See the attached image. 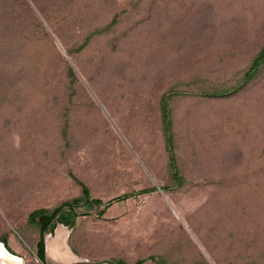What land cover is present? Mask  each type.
Here are the masks:
<instances>
[{
    "label": "rangeland",
    "instance_id": "obj_1",
    "mask_svg": "<svg viewBox=\"0 0 264 264\" xmlns=\"http://www.w3.org/2000/svg\"><path fill=\"white\" fill-rule=\"evenodd\" d=\"M263 46L264 0H0L9 251L70 202L54 264H264Z\"/></svg>",
    "mask_w": 264,
    "mask_h": 264
},
{
    "label": "trees",
    "instance_id": "obj_2",
    "mask_svg": "<svg viewBox=\"0 0 264 264\" xmlns=\"http://www.w3.org/2000/svg\"><path fill=\"white\" fill-rule=\"evenodd\" d=\"M264 60V46L262 47V49L260 50L257 58L255 59V62L254 63H260ZM169 159H170V164H171V167L173 169V174L176 178H179V173H178V167H177V164H176V159H175V156H174V153H173V150L171 147H169ZM157 189L156 187H153L152 190H155ZM82 192H83V195L85 197V200L88 202V203H97V204H100L102 203V200L101 199H94V198H91L90 197V193H89V189L88 187L85 185V184H82ZM120 198V197H118ZM116 198L114 199H111L110 202H112L113 200H115ZM46 210L45 209H38V210H35L33 212L30 213L29 215V220L35 222L36 220V217L45 213ZM75 213L72 211V210H61L58 215L56 216V218L66 224V225H71L74 220H75ZM0 241H3L5 246L10 250V247L8 245V241L6 238L4 237H1L0 236ZM141 262H143V260H139L137 261L135 264H140ZM124 264V263H122Z\"/></svg>",
    "mask_w": 264,
    "mask_h": 264
},
{
    "label": "water",
    "instance_id": "obj_3",
    "mask_svg": "<svg viewBox=\"0 0 264 264\" xmlns=\"http://www.w3.org/2000/svg\"><path fill=\"white\" fill-rule=\"evenodd\" d=\"M72 205L73 204L70 202H64V203L60 204L59 206L55 207L50 213H44L40 216V219H39V221H40V233H39V240L37 241V244H36V246H37L36 256L39 259V262L37 264H54L47 257V238L48 237L45 234V230H46L47 225L58 215V213L63 209V207H65V206L72 207ZM62 226H64V225H62ZM56 233H57V231H56ZM0 242L3 245H5L3 241H0ZM7 250L9 251L8 248H7ZM75 259H76V257L73 258L72 260H75ZM72 260H70V261H72ZM79 264H115V263H109V262L90 263L87 259H82L81 263H79Z\"/></svg>",
    "mask_w": 264,
    "mask_h": 264
},
{
    "label": "bare ground",
    "instance_id": "obj_4",
    "mask_svg": "<svg viewBox=\"0 0 264 264\" xmlns=\"http://www.w3.org/2000/svg\"><path fill=\"white\" fill-rule=\"evenodd\" d=\"M67 229L64 226H60L57 231V239L61 242V248L58 251H62L67 254L70 258H75L72 254L65 241L68 236ZM54 248H56L54 246ZM57 249V248H56ZM68 258V257H67ZM0 264H24L23 258L19 255H15L7 250L5 245L0 242Z\"/></svg>",
    "mask_w": 264,
    "mask_h": 264
},
{
    "label": "crops",
    "instance_id": "obj_5",
    "mask_svg": "<svg viewBox=\"0 0 264 264\" xmlns=\"http://www.w3.org/2000/svg\"><path fill=\"white\" fill-rule=\"evenodd\" d=\"M58 231V230H57ZM56 237H58V236H56ZM56 240L58 241V243H59V245L58 246H56L55 245V247L57 248H54L53 247V250H52V253L55 255V256H60L61 254H63V256L66 258V260H72V258H70L67 254H65L64 252H62V251H58L60 248H61V242L56 238ZM66 243V242H65ZM67 245V244H66ZM69 248V247H68ZM73 254V253H72ZM68 257V258H67Z\"/></svg>",
    "mask_w": 264,
    "mask_h": 264
}]
</instances>
